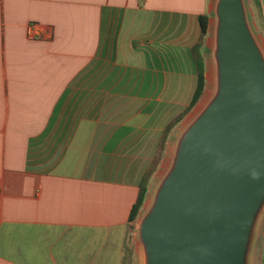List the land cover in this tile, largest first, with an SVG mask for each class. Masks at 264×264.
Masks as SVG:
<instances>
[{"label": "crops", "instance_id": "crops-1", "mask_svg": "<svg viewBox=\"0 0 264 264\" xmlns=\"http://www.w3.org/2000/svg\"><path fill=\"white\" fill-rule=\"evenodd\" d=\"M214 3L0 0V264H139L138 223L207 97ZM203 14L204 94L170 133L130 232L163 131L195 94Z\"/></svg>", "mask_w": 264, "mask_h": 264}, {"label": "water", "instance_id": "water-1", "mask_svg": "<svg viewBox=\"0 0 264 264\" xmlns=\"http://www.w3.org/2000/svg\"><path fill=\"white\" fill-rule=\"evenodd\" d=\"M214 17L216 89L138 223L143 264H250L264 210V51L244 0H215Z\"/></svg>", "mask_w": 264, "mask_h": 264}, {"label": "trees", "instance_id": "trees-1", "mask_svg": "<svg viewBox=\"0 0 264 264\" xmlns=\"http://www.w3.org/2000/svg\"><path fill=\"white\" fill-rule=\"evenodd\" d=\"M256 2L260 5L261 3L259 0H256ZM262 17V13H261ZM208 15L203 14L200 16V26H201V34L199 37L198 42L192 47V55L194 58L196 71L198 75V83L197 88L195 91V94L193 96V99L189 106L182 111L178 116H176L164 129L163 134L160 138L158 148L156 151V154L154 156V159L152 160V163L150 164L149 168L143 175V178L140 183V195L137 200V202L134 204L132 208V212L129 219V231L133 232L136 227V220L138 218L139 212L144 204V201L146 199V195L149 189V184L151 181L152 176L159 168L160 163L162 162V158L164 156L166 145L168 138L170 136V133L172 130L185 118V116L192 111V109L197 105V103L202 98L205 87H206V66H205V58H204V49L206 46V39L208 35V28H209V20ZM262 264H264V247H263V253H262Z\"/></svg>", "mask_w": 264, "mask_h": 264}, {"label": "rangeland", "instance_id": "rangeland-1", "mask_svg": "<svg viewBox=\"0 0 264 264\" xmlns=\"http://www.w3.org/2000/svg\"><path fill=\"white\" fill-rule=\"evenodd\" d=\"M244 1H245V6H246L250 26L264 51V23L261 17V7L256 2V0H244ZM214 33H215V30L213 28L211 45L208 48L207 54H206L207 55L206 57L208 59V65H209L208 70L210 71L209 73L210 85L208 87L207 97L205 98V100L207 99L209 100L210 99L209 97L213 95L216 89V64H215V59L213 55ZM170 162H172V160L168 162L167 166H165L164 170L161 172V174H159L158 179L161 177L162 173L164 174L166 172V170L169 167L168 165L170 164ZM48 165L49 164H45L43 165V167H47ZM263 247H264V210L259 220L258 229L256 233V240H255V244H254V247L251 253L250 264H261ZM140 248H141V244H140ZM140 248H139L140 255H139L138 261H139V264H143L142 248L141 249Z\"/></svg>", "mask_w": 264, "mask_h": 264}, {"label": "built area", "instance_id": "built-area-1", "mask_svg": "<svg viewBox=\"0 0 264 264\" xmlns=\"http://www.w3.org/2000/svg\"><path fill=\"white\" fill-rule=\"evenodd\" d=\"M28 35L32 38H35V37H42L38 32H35L34 30V26L33 25H30L29 28H28Z\"/></svg>", "mask_w": 264, "mask_h": 264}]
</instances>
